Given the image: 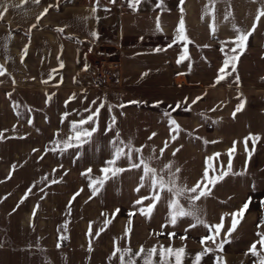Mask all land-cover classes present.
<instances>
[{"label":"crops","instance_id":"0c3cea01","mask_svg":"<svg viewBox=\"0 0 264 264\" xmlns=\"http://www.w3.org/2000/svg\"><path fill=\"white\" fill-rule=\"evenodd\" d=\"M262 12L264 0H141L135 10L129 0H0V68L4 70L0 104H9L8 91L16 85L24 93L21 104H116L115 131L107 138L109 148L100 155L110 160L112 141L130 142L141 149L132 152L131 163H139L142 155L165 180L171 177L170 166L175 186L185 190L179 197L167 189L159 192L160 200L145 214L141 209L146 212L153 203L151 196L159 190L151 189L146 178L137 191L143 166L130 169L127 155L122 156L116 163L130 172L120 188L125 193L103 198L102 205L111 213L102 215L99 228L87 230L85 241L71 245V264H121L125 248H183L190 253L216 249L210 240L201 243L205 236L214 235L205 224L223 221L219 242L226 238L234 214L237 225L227 236L229 242L222 250L207 252V264H260L250 249L255 243L257 253L264 255V245L259 243L264 236ZM181 22L187 41L177 42ZM235 29L250 35L242 53L238 50L235 71L229 67L232 74L217 82L225 59L221 48L234 47L239 34ZM85 39L116 46L118 84L77 83L85 65ZM184 47L189 58L177 63ZM171 78L178 84H171ZM50 93L52 102H48ZM124 99L152 100L162 107L119 106ZM242 102L243 109L233 116ZM177 105L180 110L173 109ZM107 109L104 116L95 110V117L109 119ZM165 113L176 120L178 131ZM249 137L259 139H248L245 145ZM88 151L86 156L94 155ZM223 172L228 174L219 179ZM197 184V192L207 185L208 195L192 202L189 197L197 193L188 190ZM146 196L149 199L136 204ZM172 199L186 211L195 209L204 223L178 216L172 224ZM118 205L130 211L118 213Z\"/></svg>","mask_w":264,"mask_h":264},{"label":"rangeland","instance_id":"374dc122","mask_svg":"<svg viewBox=\"0 0 264 264\" xmlns=\"http://www.w3.org/2000/svg\"><path fill=\"white\" fill-rule=\"evenodd\" d=\"M95 43L99 52L117 61L113 67V80L97 84H118V49L113 45ZM83 44L86 43L83 41ZM85 55L89 57L91 53L85 52ZM82 56H79V62ZM82 81L79 77L77 83L86 87L90 84ZM170 83L178 84L173 78ZM8 92L9 104H0V264H71V245L85 241L87 230L91 233L99 228L104 214L110 211L102 205L103 198H115L125 193L124 188H120L126 184L130 172L123 163H116L114 167L125 171L107 179L103 187L97 184L98 191H93L89 179L104 176L102 169L108 157L100 154L109 148L107 138L115 131L111 118H115L116 104L39 106L21 104L24 93L18 85ZM48 96H51L48 102H52L53 93ZM133 102L162 107L158 102L147 99H124L121 103L125 104L118 105ZM107 106L109 119L95 117L94 122L82 125L89 130L96 128L90 141L82 148H70L63 153L58 149L52 150L56 148L57 140L64 141L74 136L72 122L86 119L95 110L104 116L108 113ZM173 109L180 110L181 107ZM87 151L94 155L86 156ZM89 168L91 173L87 172ZM117 208L118 213L130 211L125 206L118 205ZM176 250L179 249L171 253L157 250L149 256V249L125 248L121 255L124 264H177ZM202 252L184 251L180 264H195V257ZM207 260L208 255L205 254L199 263L207 264Z\"/></svg>","mask_w":264,"mask_h":264},{"label":"snow or ice","instance_id":"6c2138e0","mask_svg":"<svg viewBox=\"0 0 264 264\" xmlns=\"http://www.w3.org/2000/svg\"><path fill=\"white\" fill-rule=\"evenodd\" d=\"M140 2H141V0H129V6L135 10L137 5ZM261 15H264V12H262ZM257 19H259V17H257ZM235 30L238 31L239 34L236 37L235 41H233L234 47H231L230 49H228V51H225L224 47L221 48L222 53H224V55H225V59L223 61V66L219 69V75L217 78V82L224 80L227 76H230L232 74V72L235 71L236 61L239 59L238 50L242 53V51L245 47V42L247 41V39L250 35V32H247L243 29H235ZM184 31H185L184 30V24H183V22H181L178 29H177V34L175 37V40L177 42L187 41V37L185 36ZM161 50L162 49H156V51H161ZM188 58L189 57L187 55V47H184V54L180 56L177 63H181ZM62 66L63 65H61V67ZM229 67H231L232 72L228 71ZM3 74H4V70L2 68H0V75H3ZM236 79L238 82V77ZM133 103H135V102H133ZM17 107H19V106H17ZM100 107H103V105H101ZM177 107H179V105H177ZM243 107H244V103L242 102L236 108L235 112L233 113V116H235L236 112H239L240 110H242ZM95 116H96V113H92V114L88 115L86 119H81L78 123L72 122L71 123V131L74 133V136H70L67 140H64V141L57 140L55 142L56 148H53L52 150L57 151V149H58L61 153H63L64 151H66L70 148H82L84 144H86L90 141L93 133L96 131L95 127H93L91 130H89L87 128H83L82 125L88 123L89 121L94 122ZM165 116L169 117V122H170V126L172 127V129L178 131L179 125H177V122L175 119L171 118L170 113H165ZM30 122L31 121H29V123ZM113 123H114V118H113ZM110 128H111V125L109 126V130H110ZM0 137H2V133H0ZM248 139H252L253 142H255L256 140L259 139V137L246 138L245 139V145H247ZM61 144H63V147H60ZM112 147H113L112 158L105 162L106 166L102 169L104 176L98 177L95 180H92V178L89 177V179L91 181V186H92L94 192L98 191V189L96 188L97 184H99L100 187H103L104 182L107 179L115 177L119 173L125 171V169L116 168V167H114V165L116 164L117 160H119L122 156L127 155L128 159L130 161V169H139V168H141V166H143V175L140 178V185L138 186V188L136 190L139 191V188L144 186V180L146 178L149 181L151 189H153L154 191L157 189L159 190V191H156L155 194L151 196L153 203L148 206L146 212L144 209H141L142 212H144L145 214L151 213L152 209L155 207V202L160 200L159 192L164 191L165 189H167L168 192L173 193L174 197H179V196H182L184 194L185 190L177 188L175 186V173L171 172L170 166H169V171L171 173V177L169 180H165L162 175H158L156 170L149 166L148 162L145 160V158H143L142 155L139 159V163H131L132 152L136 151L137 153H140L141 149H134L130 142L125 144L123 141H121L119 143H117L116 141H112ZM125 148L128 149L127 153L125 152ZM231 151L232 150H230V153H231ZM216 155L219 156V153H217ZM211 159L212 158L210 157L209 161H211ZM228 170L229 171L231 170V160H229ZM91 171L92 170L90 168L87 170L88 173H91ZM176 171H179V169H177ZM109 173H111V176L108 175ZM227 174H228V172H223L221 174V176L219 177V179H223V177ZM204 176H205V178L208 177L207 171H205ZM53 183H55V181H53ZM198 188H200L199 184H197L196 187H193L192 189L188 190L192 193H197L195 196L189 197L190 201L194 202L196 200H199L201 197L208 195V191L206 190L207 185H205L204 189L200 190L199 192H197ZM144 199H149V197L146 196V197H143L141 200H137L136 204H142V201ZM169 206L172 209L171 221H170L172 224L176 223L178 216L179 217L192 216L196 219L197 223H204V221H202L200 219V217L196 215L195 209L186 211L179 204V201L177 199H172L171 201H169ZM247 207H248V204L245 203L243 208L246 209ZM118 211L119 210H117V212ZM129 215H131V214H129ZM239 215H240V217L243 216V210H241L239 212ZM236 225H237V221H236L235 214H234L232 226L228 230V232L226 233V238L224 240H220L218 242L217 237L219 236L220 229L223 227V221H221L220 224H217L214 226H208L207 224H205V227L209 228V231L214 233V235L205 236L202 239L201 243H205L206 241L210 240L212 242V244H214L216 246V249L205 248L202 253L198 254L195 257V264H199L201 257L203 255H205L207 252L214 251V250H222L224 244L229 242L227 240V236L231 235V233L235 230ZM259 243L264 245V236H262ZM168 251H169V253H171L172 249H169ZM250 251H251V254L253 256H258L260 264H264V255H259L257 253L255 243H253L251 245ZM153 252H155V249H151L149 251L148 255L151 256V254ZM183 252H184L183 248L176 250L175 256H176L177 264H180L181 254ZM120 259H121V264H124L123 255H121Z\"/></svg>","mask_w":264,"mask_h":264},{"label":"built area","instance_id":"2783aa9c","mask_svg":"<svg viewBox=\"0 0 264 264\" xmlns=\"http://www.w3.org/2000/svg\"><path fill=\"white\" fill-rule=\"evenodd\" d=\"M86 52H90L89 57L84 56L85 65L80 74L84 82L97 84L99 82L109 83L113 80V67L117 61L99 52L97 43L93 39L84 40Z\"/></svg>","mask_w":264,"mask_h":264}]
</instances>
